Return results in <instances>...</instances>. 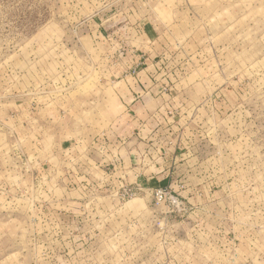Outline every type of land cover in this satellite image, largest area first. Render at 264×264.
Here are the masks:
<instances>
[{"label":"rangeland","instance_id":"obj_1","mask_svg":"<svg viewBox=\"0 0 264 264\" xmlns=\"http://www.w3.org/2000/svg\"><path fill=\"white\" fill-rule=\"evenodd\" d=\"M111 1L0 0V264H264V0Z\"/></svg>","mask_w":264,"mask_h":264},{"label":"crops","instance_id":"obj_2","mask_svg":"<svg viewBox=\"0 0 264 264\" xmlns=\"http://www.w3.org/2000/svg\"><path fill=\"white\" fill-rule=\"evenodd\" d=\"M123 1L124 0H114L111 1L110 3L108 2V4L106 3L104 7H107L108 5L111 4H112L111 6L114 5L119 6L120 4L123 3ZM135 4H137V1H134L133 7H127L126 10H124L125 11L124 13L121 12L117 15L108 17L104 19L102 23L105 24L108 22L109 25L111 26L110 23L114 24L113 21H119V20L127 21L126 23L121 24L119 28L114 30L113 32L114 33L120 32L122 31V29H124L125 31L126 28L129 32L131 31V33L133 32L138 33L137 29H135L136 27H138V25H136V23L133 22L131 23L128 19L133 15V10H135ZM121 9H123V7H121ZM118 37L119 39L123 38L122 40H124L125 42L128 41L124 39L128 36L122 34V35H118ZM141 71L143 72L144 70ZM151 85L152 84H144V83H139L137 81L136 83H129V82L122 83V80L116 81L112 85L113 92L115 95L117 96L122 95V93L119 92L120 89H123L127 94L126 96L127 98L124 97L121 101V104L125 109L122 110V114L120 115L121 117L119 118V120H122L124 123H126V125L120 124L117 127L115 126V131L112 130V133H114V138H115L113 140L118 141L117 147L124 146L127 140H131V139H136L137 141L140 140L139 141L140 143L138 142L139 144H137V146L141 147V144H146V142L144 143V141L148 142L151 139H154V137H156L157 132L143 128L144 126L148 127L147 126V122L149 120L148 112L150 113L152 112V110H150L147 106L148 102L150 101V98L154 96L152 94L154 89L151 88ZM140 107L141 108L143 107V111L141 112L138 111V108ZM122 118L125 119L123 120ZM145 121L146 123H144ZM131 126L133 127L135 126V128L130 129ZM105 134H106L104 135L105 138L110 137L109 133H105ZM165 180L168 181V186H169L170 183L169 179L165 178Z\"/></svg>","mask_w":264,"mask_h":264},{"label":"built area","instance_id":"obj_3","mask_svg":"<svg viewBox=\"0 0 264 264\" xmlns=\"http://www.w3.org/2000/svg\"><path fill=\"white\" fill-rule=\"evenodd\" d=\"M160 187V185H159ZM158 187V188H159ZM168 186H163L161 187L159 190H157V192H160V194H164L165 196L167 195L166 191L165 190H168L167 189ZM164 188V189H163ZM169 199H173V195L172 194H169Z\"/></svg>","mask_w":264,"mask_h":264},{"label":"trees","instance_id":"obj_4","mask_svg":"<svg viewBox=\"0 0 264 264\" xmlns=\"http://www.w3.org/2000/svg\"><path fill=\"white\" fill-rule=\"evenodd\" d=\"M161 182H162V183H161L162 186H168V181H167V180L164 179V180H162Z\"/></svg>","mask_w":264,"mask_h":264}]
</instances>
